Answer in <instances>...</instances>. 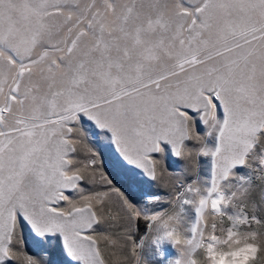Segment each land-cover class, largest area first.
I'll return each instance as SVG.
<instances>
[{"label":"snow or ice","instance_id":"6c2138e0","mask_svg":"<svg viewBox=\"0 0 264 264\" xmlns=\"http://www.w3.org/2000/svg\"><path fill=\"white\" fill-rule=\"evenodd\" d=\"M146 245L264 264V0H0V264Z\"/></svg>","mask_w":264,"mask_h":264},{"label":"rangeland","instance_id":"374dc122","mask_svg":"<svg viewBox=\"0 0 264 264\" xmlns=\"http://www.w3.org/2000/svg\"><path fill=\"white\" fill-rule=\"evenodd\" d=\"M96 146H97L98 150H100L102 152L101 159L102 160H105L104 153L107 152V153L110 154V148H109V146H107L106 144H100V143H98ZM165 163L166 164H169V166L172 168L171 170H173V171H179V169L181 167H183V164H184V162L180 158H177V157L173 156L171 154V151L170 150L167 152V154L165 156ZM105 167H106L105 170L107 172H109V174L112 175L115 178L117 184L120 185V186H122V187H125L127 189V187H128V180H127L126 176L122 172H120L119 169L115 168L111 164V162L109 160H107V159L105 161ZM145 183H147V181H145ZM153 188H155L154 185H153ZM135 191H136V189L133 186L132 187V192L135 193ZM131 198L134 201L137 200V197L135 195H132ZM140 227H141V234H143V231L145 229V225L143 223H141V226ZM31 239H32V237L29 236L28 237V241H27L28 242V250L30 252H32L33 254H36V251L37 250L32 247V245H31ZM144 255H145V258L150 261V264H157V262L154 261V259L148 253V245L145 246V253H144ZM175 256H176V249L174 247H172L171 245H168L167 246L166 257H165V264H168V261H170L173 258H175Z\"/></svg>","mask_w":264,"mask_h":264}]
</instances>
